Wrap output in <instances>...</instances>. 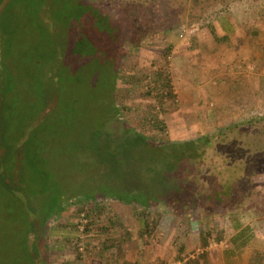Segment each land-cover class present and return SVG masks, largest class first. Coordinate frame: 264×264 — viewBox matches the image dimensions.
Here are the masks:
<instances>
[{
    "label": "rangeland",
    "instance_id": "1",
    "mask_svg": "<svg viewBox=\"0 0 264 264\" xmlns=\"http://www.w3.org/2000/svg\"><path fill=\"white\" fill-rule=\"evenodd\" d=\"M88 1L121 25L117 114L107 94L114 77L91 60L80 72L85 83L69 97L33 94L22 65L0 77L12 87L0 105L1 137L21 145L10 164L32 188L20 191L17 202L0 188V264H34L23 242L33 217L26 203L31 198L44 209L27 160L37 152L61 181L52 194L63 191L69 200L47 222L50 264H195L237 222H264V0H207L214 6L199 22L185 0ZM181 10L184 22L177 18ZM21 24L32 38L31 26ZM163 66L172 96L151 80ZM137 134L146 146L185 142L169 170L186 201L156 197L169 190L155 186L162 159L141 152L132 141ZM129 192L146 194L148 206L123 201L132 198ZM148 215L156 229L147 234ZM35 240L31 234L29 243Z\"/></svg>",
    "mask_w": 264,
    "mask_h": 264
},
{
    "label": "trees",
    "instance_id": "2",
    "mask_svg": "<svg viewBox=\"0 0 264 264\" xmlns=\"http://www.w3.org/2000/svg\"><path fill=\"white\" fill-rule=\"evenodd\" d=\"M223 1L226 0H221V2ZM184 2L189 7L194 22H199L208 12V9L214 6V4L206 5L207 0H185ZM0 7V77L3 75L10 77L16 64L18 66L22 65L26 73L25 77L30 82L32 81L31 86L35 88L32 90L30 87L33 94L38 92L40 96L41 94L50 95L51 99L54 97L52 95L57 94L58 97V93H62V96L67 93L69 97L75 93L73 89L76 86L85 83L82 82L80 72H83L84 66L91 60L97 64V69L106 67L108 72L111 73L110 75L114 77L113 85H108L110 92L108 91L107 94L112 97L110 99L112 100V111L115 112L114 115L117 114V108L114 107V93L117 88L119 73L116 69L118 62L114 56L116 54L115 45L117 40L120 39L121 25L114 22L108 12L100 10L97 4H91L88 0H0ZM143 8L144 4H140L139 9ZM183 15L184 10H181L177 17L182 22L185 21ZM22 19H25L27 25L31 26L34 33L32 38L25 33L26 29L21 24ZM180 22L175 25H180ZM210 28L213 35L217 37L215 25L211 24ZM56 29L59 31L58 39L53 41L51 38ZM163 29L166 30V27ZM151 78L154 82H158L157 89L163 88L169 93V96H172V85L166 66L154 72ZM3 82L4 80L0 79V105L2 104L5 107L6 91H9L12 87L9 84L7 86L3 85ZM100 87L103 89L102 86ZM114 118L115 116L111 118L112 121H114ZM155 125L161 126L162 124L156 120ZM137 135L132 137V141L138 147H142L141 152L146 153L148 149L152 158L155 160L162 159L158 160L160 161L158 163L163 165L157 164L155 168H160V172L154 177L155 183H157L155 186L160 190L167 186L169 190L157 194L156 197L167 196L172 202L186 201L185 193L181 192V187L176 186L177 179L174 178L176 173L169 170L175 163L171 159L173 156L178 157L179 152L182 151V145H186L185 142H174L168 144L167 147L146 146L147 144L144 142L142 135ZM190 143L193 144L194 142ZM19 147L21 145L13 146L9 144L6 137H1L0 133V188L2 189L0 190L13 196L15 202L18 200L20 191L27 189L30 193L32 190V188L30 190L27 188L26 183L28 180L25 177L21 178L18 172L14 174L15 168L12 169L10 164L12 157L14 158V155L19 153ZM192 148L191 150H193ZM13 149L14 153H12ZM23 150L28 153V156L32 154L24 146ZM169 150L172 155L167 156L166 153ZM157 151L158 154H156ZM27 160L31 170L34 169L35 171L32 173L35 176L34 181L38 180L39 190L44 193L42 200H37L38 202L40 200V204L44 205V209L42 210L38 204L35 206V200L31 198L26 203V207L33 217L28 218V236L27 240L23 242V246L28 256L34 259V264H39L38 259H40V264H50L48 258L51 248L46 239L47 222L53 215L64 210L69 200L68 198L65 199L66 193L63 191L52 194L54 186L57 185V190H60L61 181L51 173L52 166H50L47 156L43 157L41 153L37 152L30 155ZM149 162L151 164L155 163L152 159ZM17 163L19 164V161ZM140 165L141 168L147 171L148 169H151L152 173L155 171L154 167H147L148 163L140 162ZM179 167H182V165L180 164ZM164 168L168 171L161 170ZM169 180L174 185H170ZM129 193L132 198L122 199L123 201L127 203L142 201L143 205L148 206L149 199L146 198L148 197L146 194ZM76 196H79V193L70 195V197ZM86 196L90 198L93 197V194H86ZM157 221L154 223H157ZM110 222L115 223L114 220ZM149 222L150 215H148L144 231L147 234L156 229V225L151 227ZM31 234L36 237L34 243H29Z\"/></svg>",
    "mask_w": 264,
    "mask_h": 264
},
{
    "label": "crops",
    "instance_id": "3",
    "mask_svg": "<svg viewBox=\"0 0 264 264\" xmlns=\"http://www.w3.org/2000/svg\"><path fill=\"white\" fill-rule=\"evenodd\" d=\"M212 49L222 50L218 45ZM263 225V221L237 222L233 232L211 245L195 264H264Z\"/></svg>",
    "mask_w": 264,
    "mask_h": 264
}]
</instances>
